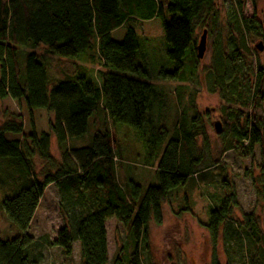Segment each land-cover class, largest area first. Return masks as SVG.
Segmentation results:
<instances>
[{
	"label": "trees",
	"instance_id": "trees-1",
	"mask_svg": "<svg viewBox=\"0 0 264 264\" xmlns=\"http://www.w3.org/2000/svg\"><path fill=\"white\" fill-rule=\"evenodd\" d=\"M143 1L149 12L142 20L160 16L157 0ZM217 1L168 0L169 22L162 23V34L173 71L161 72L160 76L174 80L184 64L197 65L198 29L203 28L208 35L216 33L210 66L204 71L205 82L209 92L217 93L226 104L221 107L224 120L219 133L224 152L238 146L244 152L242 157L247 158L256 146L262 154L264 151V120L243 112L264 99V66L248 48L253 38H264V11L244 17L242 1L232 0L224 26ZM138 3L139 0H0V100L10 98L23 102L28 111L44 110L53 116L48 132L39 135L32 131L24 136L23 126L14 121L0 125V163L17 171L16 189L11 191L12 197L0 202V210L21 234L12 240H0V264L41 263L39 241L26 232L49 185L58 190L63 226L53 241L45 243L48 247L62 249L70 260L72 243L78 241L81 264H109L105 223L114 219L133 243L128 264H141L138 244L147 239L151 217L160 225L169 192L196 175L191 162L184 166L180 160V152L188 153V146L194 144L192 136L181 137L174 131L156 167V185L143 190L125 177L123 186L118 183L113 152L116 142L108 122L135 131L143 132L147 127L153 130L149 126L152 111L161 114L163 108L161 90L150 82L149 72L136 64L139 44L134 30L128 27L121 42L110 37L111 32L134 20V12L142 9ZM39 48L51 56L82 60L100 69L93 78L80 69L81 73L76 71L52 82L43 56L33 53ZM90 120L94 135L89 146H74L69 150L73 154L70 157L66 147L86 134ZM197 120L193 117L191 123L197 124ZM158 128L153 132L164 143L167 131L162 126ZM6 134L26 137L29 144L7 140ZM52 137L63 156L70 157V166L55 163L49 150ZM33 157L57 169L38 181L32 171ZM260 169L256 199L262 202L264 164ZM249 174L245 171V176ZM221 188V202L210 211L204 225L211 245L222 242L225 264H264V233L258 218L250 213L241 222L234 221L233 212L238 208L235 190L227 180L222 181ZM121 262L118 254L113 264ZM211 264H220L215 255Z\"/></svg>",
	"mask_w": 264,
	"mask_h": 264
},
{
	"label": "rangeland",
	"instance_id": "rangeland-1",
	"mask_svg": "<svg viewBox=\"0 0 264 264\" xmlns=\"http://www.w3.org/2000/svg\"><path fill=\"white\" fill-rule=\"evenodd\" d=\"M241 1L244 17L250 18L253 14L258 16L264 11V0ZM231 2L232 0L216 2L221 24L224 26L228 22L227 15L232 5ZM156 4V10L161 9L160 16H155L151 20H142L143 15L149 11L145 8L146 2L139 0L137 5L142 9L134 12V20H129L110 35L113 41L121 42L128 27L134 30L139 44L136 64L149 72L152 79L150 82L161 90L163 100L161 114L155 110L152 111L153 117L150 118L149 126L153 130L147 127L143 132L135 131L127 126L111 125L108 122L109 131L113 141L116 142L113 152L116 156V161H114L117 166L116 174L120 180L118 183L123 186L126 179H132L143 190L156 185V167L170 135L174 131L181 137L184 134H190L194 144L188 146V153L180 152V160L184 166L191 162V168L196 175L189 178L184 186L176 187L169 192L168 203L162 208L160 225H156L154 217H151L146 230L147 239L138 244L140 263L211 264L212 257L215 255L220 264H225L227 258L223 252L222 242L219 241L213 247L204 225L208 223L210 211L217 208L221 202L224 194L221 188L222 181L227 180L232 184L238 202V208L233 212V220L241 222L244 215L253 213L259 220V229L264 233V201L256 199L258 187L256 180L261 175L260 166L264 164V151L262 154L259 146H256L252 156L247 158L242 157L244 152L238 146L234 150L224 152V144L215 131V123H218V127L222 130L224 117L221 107L226 104L222 102L217 93L209 92L204 71L210 66L211 43L216 33L206 34L205 52L202 59L197 58L196 66L184 64L177 79H162L161 72L171 73L173 71V66L165 55L167 46L162 34V23L169 22L168 0H157ZM203 31V28L196 31V44ZM259 42H262L264 46V38H253L248 48L253 52L259 64L264 66V50L258 52L255 49V45ZM33 53L43 56L46 63L44 67L52 82L73 73L77 65L85 66L92 77L98 69L96 65L84 64L82 60L51 56L44 53L41 48ZM187 58L188 54L184 62ZM126 76L149 82L137 76ZM243 112L264 120V99L259 105L243 110ZM193 117H197V124L191 123ZM52 120V114L44 110L28 111L23 102H15L10 98L0 100V125L8 121L19 123L23 126L24 136L30 135L32 131L37 135L47 133L48 124ZM159 126L167 131L168 138L166 137L164 143L154 133ZM93 135L94 127L90 120L86 134L66 147L70 157H73L70 149L74 146L88 147ZM6 139L20 140L22 144H29L28 139L21 138L20 135L6 134ZM49 150L56 164L70 166V157L63 156L53 137ZM31 164L38 181H41L49 171L52 173L57 169L56 166L52 167L51 164L37 157L31 159ZM245 171L250 174L245 176ZM16 172L7 163H0V202L12 197L11 191L16 189L14 186ZM124 177L125 180H123ZM59 202L57 188L53 185L46 187L26 234L33 240L39 241L38 251L42 257L40 264H81L78 241L72 243L70 260L64 256L62 249L48 247L45 244L53 241L58 230L63 226ZM105 227L109 264H113L118 254L122 261L121 264H128L134 250L133 243L127 240L125 231L114 219L107 220ZM20 235L0 210V240H12Z\"/></svg>",
	"mask_w": 264,
	"mask_h": 264
},
{
	"label": "water",
	"instance_id": "water-1",
	"mask_svg": "<svg viewBox=\"0 0 264 264\" xmlns=\"http://www.w3.org/2000/svg\"><path fill=\"white\" fill-rule=\"evenodd\" d=\"M205 38H206V31L204 30L200 39H199V42L197 43L196 45V48H195V51H196V57L198 59H202L203 55H204V52H205V47H206V41H205ZM255 49L258 51V52H261L264 50V46L262 44V42H259L255 45ZM215 126V131L217 134H219L221 132L220 128L218 127V123H215L214 124Z\"/></svg>",
	"mask_w": 264,
	"mask_h": 264
},
{
	"label": "crops",
	"instance_id": "crops-1",
	"mask_svg": "<svg viewBox=\"0 0 264 264\" xmlns=\"http://www.w3.org/2000/svg\"><path fill=\"white\" fill-rule=\"evenodd\" d=\"M78 64V63H77ZM85 64V63H84ZM96 65V64H95ZM97 66V65H96ZM98 69H100L99 67H97ZM80 69H84L85 70V72H88L89 73V75H90V71L85 67V66H83V65H77L76 66V68L74 69V72L73 73H70V74H68L67 76H71L72 74H74L76 71H77V73H81V71H80ZM97 69V70H98ZM96 70V71H97ZM94 76H95V72H94ZM93 78V77H92ZM48 187V186H47ZM107 232V231H106ZM107 240V239H106Z\"/></svg>",
	"mask_w": 264,
	"mask_h": 264
}]
</instances>
